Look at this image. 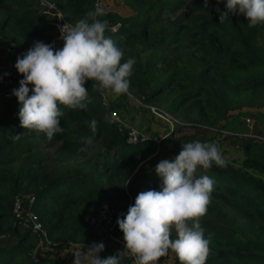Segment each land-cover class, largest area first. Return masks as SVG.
<instances>
[{"label": "trees", "instance_id": "16d2710c", "mask_svg": "<svg viewBox=\"0 0 264 264\" xmlns=\"http://www.w3.org/2000/svg\"><path fill=\"white\" fill-rule=\"evenodd\" d=\"M45 1L58 6L73 25L95 2ZM125 1L141 8L125 14L107 9L98 19L108 21L105 35L124 49L121 63L135 60L128 93L142 104L163 106L176 120L157 140L146 135L129 141L127 130L109 117L116 104H103L99 82L87 80V109L60 105L64 131L50 141L23 129L17 97L0 93V264H66L58 254L61 248L69 253L100 242L99 226L87 219L89 212L110 203L117 220L123 219L140 192L160 190L156 165L141 164L156 145L194 141L199 126L216 125L241 108L264 107V24L249 27L246 17L231 12L221 23L226 0H208L207 6L204 0ZM53 34L31 1L0 0V36L10 48L18 44L26 52L36 41L49 44ZM93 119L96 133L89 127ZM86 138L93 143L86 145ZM241 139L242 168L226 160L225 167L213 164L196 173L215 181L202 218L205 236L212 234L206 264H264V181L248 172L264 171V142ZM17 195L33 197L30 207L47 242L37 245L36 235L11 211ZM114 233L123 239L117 222ZM103 244L101 258L125 248ZM169 254L171 264H180L175 253ZM131 258L121 264H131Z\"/></svg>", "mask_w": 264, "mask_h": 264}, {"label": "clouds", "instance_id": "9594fccd", "mask_svg": "<svg viewBox=\"0 0 264 264\" xmlns=\"http://www.w3.org/2000/svg\"><path fill=\"white\" fill-rule=\"evenodd\" d=\"M204 2L207 6L208 0ZM225 7V12L217 8L221 23L231 12L246 17L249 27L264 24V0H226ZM104 15V9L97 5L74 25L61 26L62 48L36 41L17 57L15 68L23 79L13 94L21 105V127L29 134L43 133L51 141L62 133L60 118L64 113L60 105L86 110V101L91 102L84 86L87 80L99 82L103 91L117 96L128 92L135 60L121 63L124 49L105 35L108 21L98 19ZM97 124L95 119L89 124L93 133L97 132ZM84 143L91 145L93 140L86 138ZM213 164L225 167L227 161L216 143L199 140L184 143L173 160H160L155 166L162 181L160 190L140 192L126 216L117 220L124 250L101 258L99 253L105 245L94 242L86 250L73 252V264H121L127 256L134 259V264H159L169 251L176 254L180 264H206L212 234L205 236L202 218L211 204L215 181L208 175L197 177L196 173ZM173 233L174 239L170 238Z\"/></svg>", "mask_w": 264, "mask_h": 264}, {"label": "rangeland", "instance_id": "374dc122", "mask_svg": "<svg viewBox=\"0 0 264 264\" xmlns=\"http://www.w3.org/2000/svg\"><path fill=\"white\" fill-rule=\"evenodd\" d=\"M29 1H31L32 7L37 11L39 15H41L42 19L48 22L49 24H51L53 27V22L55 20L53 17V12L45 11V7L42 4H38L36 0H29ZM97 5L102 7L104 10L112 9L119 13H124V14L126 12L133 13L136 9L141 8L140 4L133 2L131 3V5L130 4L128 5V3L125 0H95L92 6V11L95 9ZM67 22L69 23V25H73L68 20ZM116 25L117 24H113V27H115ZM9 44L10 43L8 41H3L0 36V73L2 75H5L7 73V75L10 76L16 70V68L13 69V67L15 66L16 59L18 56L10 55L9 51H6V47ZM63 44H64V41L62 39L60 41L58 40V45H56V49L62 48ZM21 52L22 53L20 56H22V54L25 52L23 48ZM99 89L102 92V97L103 99H105V101L107 99V102L116 104L115 110L117 111V114L119 115V118L122 123L124 120H128L129 122H131L135 118V120L132 122V125L137 127V129L135 130L138 131L139 134L153 135L155 140H157V137L159 136V134L166 130L167 125L165 124V122L159 119L156 115H154L150 111L148 105H151V104H142L140 98L133 97L131 96V93L129 94L128 92L126 93V95H119V96L113 94L112 99H108L107 92L103 91L100 88V86H99ZM101 92H100V96H101ZM161 105H164V104H161ZM152 106L159 108L160 110L167 113L168 115L170 114L169 112H167L165 109L162 108L163 106L160 107V105H156V104ZM242 109L235 110L231 114L227 115L226 117H230L231 120L236 119L238 129L248 132L250 130L253 131L255 128V131L261 135V133H259L257 129L264 131V107L263 106L262 107H248V109H245L248 112L250 111L251 112L249 113V115H243V116H249L255 119V122H254L255 127L253 126V128L251 129L247 128V126L244 123H243L244 124L243 126L242 122H240L242 121L243 118L240 120V117H239L240 115H236L238 112H240L241 114L246 113L244 112V110L242 111ZM170 116L172 117L171 114ZM172 120H176V118L172 117ZM143 121H146L147 123L148 131L146 132L143 127L142 128L140 127L143 124L142 123ZM223 121H224V118L220 120L219 123H222ZM119 124L121 125V123ZM248 133H252V132L250 131ZM225 135H227V133H225ZM256 139L262 140L259 137H256ZM196 140H199L201 142L216 143L219 146L225 160L233 163L234 166H239L242 168L240 161L245 157L242 153V142H243L242 140H241L242 142H240L239 140H234L233 138L231 139V138H228L227 136H216L215 137L214 133H212L211 130H206L204 132L201 130L200 132H198V129H197V138L194 141ZM182 145L183 143L181 140H174L173 143L168 144L164 146L163 148H159L156 145L154 152L149 156V161L144 160L141 164H145V166H152V165H157V163L162 159L172 160L174 159L176 155L179 154V152L182 149ZM248 172H251L256 176L261 177L262 180L264 181V171H259V170L248 168ZM114 211L116 213V209H114ZM0 239H2L1 236H0ZM120 239H121V242L116 241V240H111V241L113 243H117V244L125 246L124 239L122 238ZM77 250H80V249L76 248V251ZM60 257L64 258V261L66 264H73V260H74L73 255H68L67 252H64L63 254L60 255ZM159 264H169V261L166 258L160 259Z\"/></svg>", "mask_w": 264, "mask_h": 264}, {"label": "built area", "instance_id": "2783aa9c", "mask_svg": "<svg viewBox=\"0 0 264 264\" xmlns=\"http://www.w3.org/2000/svg\"><path fill=\"white\" fill-rule=\"evenodd\" d=\"M39 4H42L45 7V11H52L53 12V17H54V22H53V28H54V34L53 37L51 38L49 44H53L54 49H56V45H58V40H61V33H60V28L64 24L68 23L67 20L63 17L60 9L58 6L48 3L45 0H38ZM61 16L63 18H61ZM69 24V23H68ZM56 42V43H55ZM6 51H9L11 55L15 56H20L22 47L18 44L14 46V49L10 48V46L6 47ZM23 79V75L20 74L19 72L17 73L16 76L12 75H2L0 74V93L5 96L6 98H9L13 95V89L19 88V81ZM33 85H29V88L31 89ZM101 92V91H100ZM31 93V91H30ZM101 99L102 103L106 104L107 99H103L102 97V92H101ZM150 111L156 115L159 119L163 120L165 124H169L172 122V117L170 114L168 115L167 113L163 112L159 108L148 105ZM109 117L111 120L116 121L118 123H121V120L119 118V115L117 114V111L111 110ZM242 121L244 124L247 126V128L251 129L255 125L254 122L255 120L252 117L249 116H244L242 117ZM127 130V129H126ZM250 132V131H248ZM248 132H240L239 136H251L252 138L259 137L260 139L263 140L264 142V137H261L259 135H254L253 133H248ZM146 135L139 134L138 131L129 128L127 130V140L129 141H135L137 138L143 139ZM261 140V141H262ZM33 200L32 196H15L12 201V207L11 211L13 214L20 220V223L23 226L29 227L32 231L33 234L36 235L37 238V245H39L42 241L47 242V235H46V230L36 215V213L31 209L30 204ZM87 219L93 223H96L99 226L100 233L103 236H107L111 240H116L120 241V237L116 236L114 231L116 228V213L113 209L112 204H106L103 206L97 207L94 211H91L87 214Z\"/></svg>", "mask_w": 264, "mask_h": 264}, {"label": "crops", "instance_id": "0c3cea01", "mask_svg": "<svg viewBox=\"0 0 264 264\" xmlns=\"http://www.w3.org/2000/svg\"><path fill=\"white\" fill-rule=\"evenodd\" d=\"M10 66V65H9ZM15 68V66L13 67V69ZM17 73H18V70L16 69L15 70V72L12 74V76H16L17 75ZM112 97H113V94H111V93H108L107 92V98L108 99H112ZM242 109V108H241ZM245 109H248V108H244V109H242V111L244 110V112H246V113H244V114H241L240 112H238L236 115H240L239 117H240V120L242 119V117H244L243 115H249V113L251 112H248L247 110H245ZM122 118V117H121ZM126 118V117H125ZM135 120V118L133 119V121ZM239 120V121H240ZM255 120V119H254ZM133 121H131V122H129L128 120H124L123 121V123L121 122V126L123 127V128H126L127 130L129 129V128H132V129H137V127L136 126H133L132 125V122ZM240 122H242V124L244 123L243 121H240ZM143 124L140 126L141 128L143 127L144 129H145V132L146 131H148L147 130V123H146V121H143L142 122ZM166 125H168V124H166ZM243 126H244V124H243ZM255 127V126H254ZM139 130V129H138ZM150 130V129H149ZM206 131V130H211V132L212 133H214V135H215V137L216 136H227L228 138H233L234 140H239L240 142H242L243 140L241 139V137L239 136V133L240 132H243L242 130H240V129H238L237 128V121H236V119L235 120H231L230 119V117H226V118H224V121L222 122V123H218V124H216V125H213V126H199L198 127V132H200V131ZM258 130V132L259 133H261V135L260 134H258L256 131H255V128H254V130L252 131V130H250L254 135H259V136H261V137H264L263 135H264V131H262V130H260V129H257ZM225 133H227V135H225ZM263 134V135H262ZM199 136V135H198ZM242 140V141H241ZM98 240L100 241V242H103V243H113L112 241H111V239L110 238H108L107 236L105 237V236H103L100 232H99V234H98ZM76 250H74V252H75ZM65 251L61 248L60 249V251H59V255H61V254H63ZM73 254V252H69L68 253V255H72ZM167 259L168 261H169V264H171V256H170V254H168L167 256H165V257H162L161 259ZM130 263L131 264H134V259L133 258H131L130 259Z\"/></svg>", "mask_w": 264, "mask_h": 264}, {"label": "water", "instance_id": "95a60500", "mask_svg": "<svg viewBox=\"0 0 264 264\" xmlns=\"http://www.w3.org/2000/svg\"><path fill=\"white\" fill-rule=\"evenodd\" d=\"M174 121V120H173ZM171 123L172 122H170L169 124H168V126H171ZM247 138H252L251 136H245V139H247ZM117 214H118V211H116V216H117Z\"/></svg>", "mask_w": 264, "mask_h": 264}]
</instances>
